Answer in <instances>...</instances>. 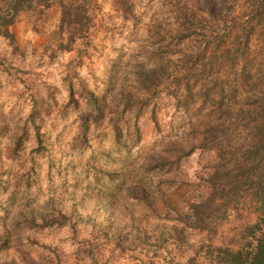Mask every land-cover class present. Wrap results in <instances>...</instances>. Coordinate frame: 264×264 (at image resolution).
Returning <instances> with one entry per match:
<instances>
[{
  "label": "rangeland",
  "instance_id": "rangeland-1",
  "mask_svg": "<svg viewBox=\"0 0 264 264\" xmlns=\"http://www.w3.org/2000/svg\"><path fill=\"white\" fill-rule=\"evenodd\" d=\"M54 3L0 34V264H211L255 214L247 202L194 212L218 161L183 155L206 105L179 89L202 82L189 68L228 3L89 0L87 36L66 49ZM185 6L206 17L190 39L177 32ZM242 57L264 70V23Z\"/></svg>",
  "mask_w": 264,
  "mask_h": 264
},
{
  "label": "trees",
  "instance_id": "trees-1",
  "mask_svg": "<svg viewBox=\"0 0 264 264\" xmlns=\"http://www.w3.org/2000/svg\"><path fill=\"white\" fill-rule=\"evenodd\" d=\"M237 1L226 0L224 14L211 9L210 22L215 25L209 34L204 33L207 39L198 51L201 62L195 61L189 68H200L202 82L179 89V95L186 93L183 102L194 96L206 105L198 120L201 130L183 155L193 146L206 148L214 151L218 161L208 174L211 192L191 205L195 213L207 206L218 212L227 202L235 206L247 202L255 214L254 220L238 231L233 246L211 247V264H264V70L251 74L239 61L249 48L255 24L264 23V0H246L249 8L240 14L235 12ZM53 3L59 7L57 31L67 38L66 43L58 44L59 48H69L76 38L87 36L91 24L89 0H4L0 34L11 38L7 27L19 12L33 5L48 8ZM184 8L177 20V32L181 39H190L203 29L202 24L197 29V23L206 17L189 6Z\"/></svg>",
  "mask_w": 264,
  "mask_h": 264
}]
</instances>
